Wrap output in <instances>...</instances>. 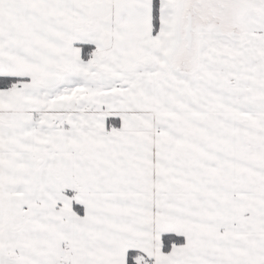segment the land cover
Here are the masks:
<instances>
[{
	"label": "snow or ice",
	"instance_id": "snow-or-ice-1",
	"mask_svg": "<svg viewBox=\"0 0 264 264\" xmlns=\"http://www.w3.org/2000/svg\"><path fill=\"white\" fill-rule=\"evenodd\" d=\"M0 264H264V0H0Z\"/></svg>",
	"mask_w": 264,
	"mask_h": 264
}]
</instances>
